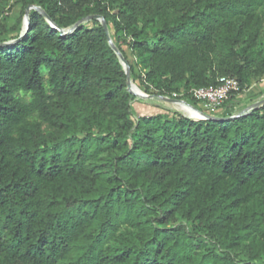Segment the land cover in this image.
<instances>
[{
  "label": "trees",
  "instance_id": "16d2710c",
  "mask_svg": "<svg viewBox=\"0 0 264 264\" xmlns=\"http://www.w3.org/2000/svg\"><path fill=\"white\" fill-rule=\"evenodd\" d=\"M20 2L62 29L103 16L149 95L234 77L229 117L264 77V0ZM136 98L97 19L63 35L31 10L0 46V264H264V106L135 118Z\"/></svg>",
  "mask_w": 264,
  "mask_h": 264
},
{
  "label": "rangeland",
  "instance_id": "374dc122",
  "mask_svg": "<svg viewBox=\"0 0 264 264\" xmlns=\"http://www.w3.org/2000/svg\"><path fill=\"white\" fill-rule=\"evenodd\" d=\"M20 1L21 0H9V5L14 4L15 6L10 13H7L0 18V22L5 24L7 27L4 34L1 33L2 29L0 27V40L11 41L15 36L20 35L25 30L24 18L27 8H24L23 3ZM112 31L113 33H115L114 28H112ZM123 48L125 49L130 62L135 67L136 77L145 73L144 69L139 64L138 58L134 55L131 49H129L127 46H124ZM258 49L264 50V29L262 31V37L258 44ZM134 79L135 78L132 77L134 84L137 85L141 90L145 91L147 85H143L142 87H140L139 78H137L136 82L134 81ZM147 91L148 92L145 91L146 94L158 93L153 86H149ZM189 91L190 89L181 86L178 91L173 93L174 96L170 98L185 100L200 111L213 116H223L224 113H227L226 107L232 102L231 99L227 100L224 102L221 108L213 109L211 107H206L203 102L192 100ZM262 99H264V77L253 79L250 87H248L241 94L235 97V100L233 101V104L231 105L230 111L228 113H231L232 115L239 114L250 107L253 103H256L257 101H260ZM134 106L136 110V112L134 113L135 118L141 115H152L159 112L167 113L166 109H172L180 112L184 116H187L176 106L175 103L164 101L160 98V96L157 95H153L152 98L137 97L134 101Z\"/></svg>",
  "mask_w": 264,
  "mask_h": 264
},
{
  "label": "water",
  "instance_id": "95a60500",
  "mask_svg": "<svg viewBox=\"0 0 264 264\" xmlns=\"http://www.w3.org/2000/svg\"><path fill=\"white\" fill-rule=\"evenodd\" d=\"M31 10L40 11L45 16L47 21L54 28L61 30L63 35L70 34L71 32H73L79 26H81V25H83V24H85V23H87V22H89V21H91L93 19L99 20L101 22V24L104 26V28H105V30H106V32L108 34L110 46L115 51V53L118 55L122 65H123V67L125 69V72L127 74V79H128V90L131 93L135 94L137 97H142V98H150V97L152 98L153 97V95H149V94H146L145 92L140 91V88L137 85L134 84V82L132 80V76H131L130 64L126 60V58L124 57V55L121 52V50L115 44L113 38L111 37L110 30H109V27H108V23H107L106 19L103 16H100V15H89V16L79 20L73 26H71V27H69L67 29H62L55 23V21L51 18V16L44 9L41 8V6L31 5V6L27 7V9H26V14H25V18H24V19L27 20L26 21L25 30L20 34V36L17 39H14V40H11V41H5V42L1 43L0 46H7V45L16 43V42H18V41L23 39V37L27 34V32L30 29V11ZM160 98L162 100H164V101L171 102V103H179L181 101L186 102L185 100L170 98V97H167V96H160ZM262 106H264V99H262L260 101H257L256 103H253L250 107H248L247 109H245L241 113L236 114V115H231L229 117L208 115V114L200 111V112H202L204 114V118L201 119V120L225 121V120H228V119H235V118H239L241 116L247 115V114L251 113L252 111H254L255 109L261 108Z\"/></svg>",
  "mask_w": 264,
  "mask_h": 264
},
{
  "label": "built area",
  "instance_id": "2783aa9c",
  "mask_svg": "<svg viewBox=\"0 0 264 264\" xmlns=\"http://www.w3.org/2000/svg\"><path fill=\"white\" fill-rule=\"evenodd\" d=\"M218 81L219 84L216 86L190 89V97L198 102H203L206 107L221 108L225 101L230 100L240 92L241 86L237 78L230 76H222Z\"/></svg>",
  "mask_w": 264,
  "mask_h": 264
},
{
  "label": "bare ground",
  "instance_id": "6f19581e",
  "mask_svg": "<svg viewBox=\"0 0 264 264\" xmlns=\"http://www.w3.org/2000/svg\"><path fill=\"white\" fill-rule=\"evenodd\" d=\"M26 21L27 20L24 19V26H25L24 29L26 28ZM140 91L144 92L141 89H140ZM175 104L181 111H183L187 116H189L192 119L201 120L204 118V114L202 112H200L199 110H197L193 105H191L189 103L181 101V102L175 103Z\"/></svg>",
  "mask_w": 264,
  "mask_h": 264
}]
</instances>
